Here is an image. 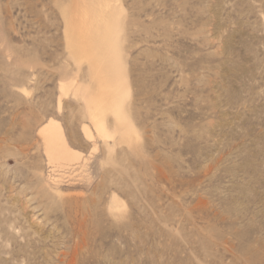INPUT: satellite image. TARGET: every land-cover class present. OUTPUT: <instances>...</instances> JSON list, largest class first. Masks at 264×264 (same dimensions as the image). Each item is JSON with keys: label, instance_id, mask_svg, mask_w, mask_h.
I'll list each match as a JSON object with an SVG mask.
<instances>
[{"label": "rangeland", "instance_id": "374dc122", "mask_svg": "<svg viewBox=\"0 0 264 264\" xmlns=\"http://www.w3.org/2000/svg\"><path fill=\"white\" fill-rule=\"evenodd\" d=\"M0 264H264V0H0Z\"/></svg>", "mask_w": 264, "mask_h": 264}, {"label": "bare ground", "instance_id": "6f19581e", "mask_svg": "<svg viewBox=\"0 0 264 264\" xmlns=\"http://www.w3.org/2000/svg\"><path fill=\"white\" fill-rule=\"evenodd\" d=\"M98 133L100 134V135H103L104 134V130L102 129V127H98ZM57 131H56V126L54 125V124H49V125H47L46 127H45V129H44V131H43V138H45V143L48 145V148H49V152L51 153L52 151H53V149H56V147H58L59 146V143H60V140L58 139L59 137L58 136H56L57 134ZM56 134V135H55ZM55 135V136H54ZM45 144V145H46ZM62 144V143H61ZM46 145V146H47ZM63 147H65V146H63ZM56 153V152H55ZM54 151H53V153H51V155L52 156H54ZM68 158V156L66 155V154H64V153H62V155H61V158ZM51 158V157H50ZM76 158V157H75ZM55 159V158H54ZM68 159H70V157L68 158ZM50 162V161H49ZM54 164V163H53Z\"/></svg>", "mask_w": 264, "mask_h": 264}]
</instances>
